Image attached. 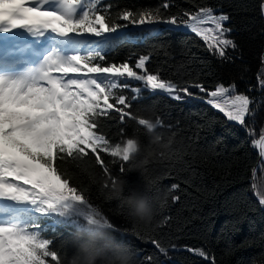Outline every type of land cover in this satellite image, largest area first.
<instances>
[{
  "label": "snow or ice",
  "instance_id": "obj_1",
  "mask_svg": "<svg viewBox=\"0 0 264 264\" xmlns=\"http://www.w3.org/2000/svg\"><path fill=\"white\" fill-rule=\"evenodd\" d=\"M162 7L167 9L169 3ZM257 7L264 19V0ZM111 8L103 0H0V34H9L0 48V264H49L50 260L62 264L58 251L51 247L54 240L45 234L48 226L71 223L84 230L99 219L109 230H118L74 184L68 166L92 154L111 176L104 153L117 158L112 163L120 162L124 173L132 141L127 140L122 152L125 141L113 143L102 130L103 121L136 120L130 109L143 91H159L174 101L204 99L241 126L255 116L256 105L261 103L238 92L234 82L227 86L220 82L209 89L201 82L181 85L165 79L159 69L147 66L150 55H140L134 63H103L112 45L110 37L127 26L119 20L138 26H182L203 42L204 50L222 61L230 60L229 50L238 45L230 35L233 29L227 26L228 13L205 4L167 18H162L159 8L138 12L125 8L115 15L110 14ZM24 33L45 38L47 46L28 43ZM257 88L264 92V72L258 73ZM126 89L133 93L131 98L124 94ZM157 122L162 125L160 118ZM124 131L120 129L121 135ZM248 132L255 136L254 129ZM251 145L264 160V127ZM251 178L256 181L255 169ZM259 186H264V178L251 184L264 206ZM178 189L179 183L170 186L172 191ZM179 200L180 196L173 197V202ZM169 219L165 216L161 224ZM134 235L151 243L158 254L145 253L143 264H164L159 256L170 259V249L181 250L151 235ZM184 250L216 264L204 246Z\"/></svg>",
  "mask_w": 264,
  "mask_h": 264
},
{
  "label": "trees",
  "instance_id": "obj_2",
  "mask_svg": "<svg viewBox=\"0 0 264 264\" xmlns=\"http://www.w3.org/2000/svg\"><path fill=\"white\" fill-rule=\"evenodd\" d=\"M164 3H169L167 9L162 7ZM258 3L259 0H103L104 5H112L113 15L125 8L137 12L159 8L162 18H167L184 10L195 11L197 4L228 13L231 20L227 26L233 29L230 35L238 45L236 50H229L230 60L222 61L204 50L203 42L182 26L161 23L134 29L140 26L119 20L118 23L127 26L117 30L121 33L111 40L103 63L126 60L134 63L138 56L150 55L147 66L150 70L159 69L165 79L181 85L201 82L209 89L220 82L226 86L234 82L238 92L261 102L256 105L255 116L247 120L246 126H241L228 121L204 99L174 101L162 92L145 90L141 98L132 101L130 111L154 121L160 118L162 125H158L155 133L148 134L135 119H126L124 124L119 123L118 117L103 121L102 130L113 143L139 137L141 152L137 160H143L149 151L153 153L143 169L144 177L156 181L149 193L156 209L155 221L147 229L129 216L120 200L108 198L109 189L104 188L101 179L108 175L92 154L68 166L74 184L93 206L110 218L118 229L109 230L110 234L132 250L137 264H143L145 253L158 254L151 243L137 239L136 232L161 239L165 246L176 244L181 249H170V259L159 256L164 264H211L210 260L184 250L186 246H204L215 257L216 264H264V206L258 203L251 187L264 178V160L251 145L264 127V92L257 88L258 73L264 72L261 64L264 19L259 15ZM130 84L138 86L135 81ZM124 94L129 98L133 95L127 89ZM121 128L125 130L123 135ZM248 129H254L255 136H250ZM157 134L161 142L152 143V137ZM101 155L112 177L127 180L125 194L132 188L143 187L144 178L139 172L129 171L128 163L121 173L120 162L112 163L117 158ZM253 169L256 181L251 178ZM173 183H179L180 189L170 190ZM259 190L264 194V186H259ZM177 195L180 200L173 202ZM165 216L170 219L167 224H161ZM45 234L54 240L51 247L58 251L62 264H67L75 253L77 239H87L71 223L45 227ZM49 264L54 262L50 260Z\"/></svg>",
  "mask_w": 264,
  "mask_h": 264
},
{
  "label": "clouds",
  "instance_id": "obj_3",
  "mask_svg": "<svg viewBox=\"0 0 264 264\" xmlns=\"http://www.w3.org/2000/svg\"><path fill=\"white\" fill-rule=\"evenodd\" d=\"M143 111V110H139ZM139 123L144 120L143 128L148 134L155 133L158 127L157 120L144 115L136 116ZM127 140L132 141V147L128 151L129 171L139 172L144 178L143 187L130 189L125 194L127 180L120 177L108 176L101 178L103 186L109 189L108 198L120 200L130 217L141 224L145 229L149 228L155 221L156 209L153 206L149 193L152 191L156 181L144 177V165L148 163V157L153 153L149 151L143 160H137V155L141 152V141L138 136L127 138L121 145V151L127 147ZM161 137L157 134L152 137V143L159 144ZM167 147V145H162ZM80 236L76 241V251L67 261V264H137L135 254L125 244L116 241L109 232V228L102 220L91 222L84 230H80Z\"/></svg>",
  "mask_w": 264,
  "mask_h": 264
},
{
  "label": "rangeland",
  "instance_id": "obj_4",
  "mask_svg": "<svg viewBox=\"0 0 264 264\" xmlns=\"http://www.w3.org/2000/svg\"><path fill=\"white\" fill-rule=\"evenodd\" d=\"M159 25V24H158ZM157 26V25H156ZM142 27H153V26H142ZM155 27V26H154ZM136 29V28H135ZM118 33H121V32H118ZM118 33H114V34H112V36L110 37V39H112L114 36H116ZM100 39H102V38H100Z\"/></svg>",
  "mask_w": 264,
  "mask_h": 264
},
{
  "label": "bare ground",
  "instance_id": "obj_5",
  "mask_svg": "<svg viewBox=\"0 0 264 264\" xmlns=\"http://www.w3.org/2000/svg\"><path fill=\"white\" fill-rule=\"evenodd\" d=\"M136 29H142V28H149V27H142V26H140V27H135ZM134 28V29H135ZM16 31H18L19 32V30H16ZM30 35V34H29ZM43 40H45V38H43Z\"/></svg>",
  "mask_w": 264,
  "mask_h": 264
}]
</instances>
